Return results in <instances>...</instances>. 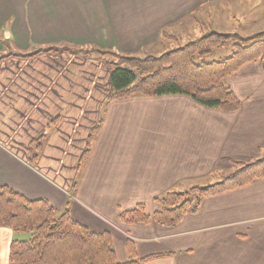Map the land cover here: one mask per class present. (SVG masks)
Returning <instances> with one entry per match:
<instances>
[{
  "label": "crops",
  "instance_id": "1",
  "mask_svg": "<svg viewBox=\"0 0 264 264\" xmlns=\"http://www.w3.org/2000/svg\"><path fill=\"white\" fill-rule=\"evenodd\" d=\"M207 1L0 0V186L109 231L119 261L264 264V177L204 197L174 226L121 219L140 204L152 215L165 192L260 156L258 64L228 77L241 103L226 112L179 94L108 99L111 66L81 52L85 45L130 53L148 47L161 27ZM14 238L23 237L0 227V264H8Z\"/></svg>",
  "mask_w": 264,
  "mask_h": 264
},
{
  "label": "trees",
  "instance_id": "2",
  "mask_svg": "<svg viewBox=\"0 0 264 264\" xmlns=\"http://www.w3.org/2000/svg\"><path fill=\"white\" fill-rule=\"evenodd\" d=\"M227 42H231L228 55L206 58ZM81 52L93 54L111 66L112 89L108 99L179 94L205 107L230 112L238 110L241 102L227 78L248 62H256L264 72V31L244 38L237 33L210 31L158 56L127 55L118 61L104 58L118 55L111 50L83 49ZM42 136L33 142V159L40 149ZM90 137L84 156L89 150ZM259 147L263 155L250 162H233L232 171L215 182L193 185L185 191H167L156 197L159 207L152 215L145 213L140 204L122 213L121 219L146 222L152 217L161 225H176L186 214L196 212L204 197L263 178L264 143ZM0 227L27 235L11 240L8 264H140L149 258L130 256L126 261H119L109 231H93L74 219L67 208L57 211L45 200L26 199L6 186H0Z\"/></svg>",
  "mask_w": 264,
  "mask_h": 264
},
{
  "label": "rangeland",
  "instance_id": "3",
  "mask_svg": "<svg viewBox=\"0 0 264 264\" xmlns=\"http://www.w3.org/2000/svg\"><path fill=\"white\" fill-rule=\"evenodd\" d=\"M264 4V0H261ZM233 5L223 4L219 0H209L207 3L197 9H195L190 15L183 17L181 22L170 23V27H161L158 35L155 39L152 38L153 44L150 46L139 45L136 48H130L133 52H126L118 49H106L95 45H85L82 49H98V50H111L118 55L110 54L105 55L107 60L118 61L120 57L127 55L130 56H158L163 52L177 48L186 44L210 31H217L223 33H237L240 37H248L255 33L264 31V6H257L260 0H233ZM230 3V2H229ZM125 12V11H124ZM122 12L125 16H129L128 13ZM139 14H143V10H138ZM218 12L220 15L216 16ZM232 12L235 21L229 13ZM133 19V18H132ZM227 19V20H225ZM171 28L173 30H169ZM149 33H152L149 31ZM147 38V37H146ZM145 40V39H143ZM231 51V42L215 48L209 55L208 59H219L226 56ZM228 81V78H227ZM260 155H263V151H260ZM234 166L231 168L233 169ZM232 170L224 171L219 176L211 175L208 180L200 182L182 183L179 187L180 191L187 190L192 185H205L215 182L221 178V176L228 174ZM176 190V189H171ZM160 197V196H158ZM20 237H27L24 233H17Z\"/></svg>",
  "mask_w": 264,
  "mask_h": 264
}]
</instances>
